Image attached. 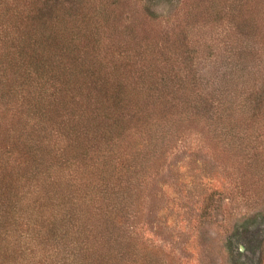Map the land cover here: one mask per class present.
Returning <instances> with one entry per match:
<instances>
[{"label": "trees", "instance_id": "trees-1", "mask_svg": "<svg viewBox=\"0 0 264 264\" xmlns=\"http://www.w3.org/2000/svg\"><path fill=\"white\" fill-rule=\"evenodd\" d=\"M177 1L0 0V264H170L179 200L264 264V0Z\"/></svg>", "mask_w": 264, "mask_h": 264}, {"label": "rangeland", "instance_id": "rangeland-1", "mask_svg": "<svg viewBox=\"0 0 264 264\" xmlns=\"http://www.w3.org/2000/svg\"><path fill=\"white\" fill-rule=\"evenodd\" d=\"M175 1L156 0L154 9L161 16H169L180 6V3ZM193 143L196 144L197 142ZM178 147L181 148V146ZM184 155L183 153L182 157L179 158L177 165L187 163L183 159ZM186 169L188 170L189 168ZM170 177L167 175L166 180L172 183L173 179ZM182 202L184 201L179 200L176 202L177 206L176 210L172 211L170 227H166L167 229L164 230L163 234L167 236L168 242L165 243L161 239H156L153 235H148L147 238L153 239V242L150 241L149 243L157 246L158 250H166L169 254L170 264H233V258L227 252L228 250L223 247L225 240V232L223 230L225 228L219 222L224 215L223 212V215L219 213L217 218L211 220V222L197 225L189 214L184 216L185 208L182 207ZM181 219L185 220L184 223H181ZM258 225L253 230V233L248 234L250 242L251 239L263 233L264 221L260 220ZM147 234L149 233L147 232ZM255 244H247L245 241L240 242L239 258L247 261L248 264H257L259 261V248Z\"/></svg>", "mask_w": 264, "mask_h": 264}]
</instances>
